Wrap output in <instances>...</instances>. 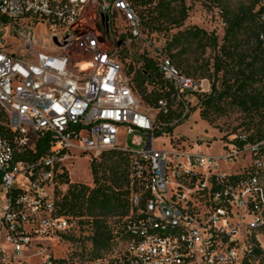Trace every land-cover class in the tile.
<instances>
[{"label":"built area","instance_id":"1","mask_svg":"<svg viewBox=\"0 0 264 264\" xmlns=\"http://www.w3.org/2000/svg\"><path fill=\"white\" fill-rule=\"evenodd\" d=\"M255 3L264 26V0ZM121 20L130 43L144 41L127 0H0V129L13 135H0V264H69L44 246L75 228L76 219L59 211L68 189L60 178L71 161L109 151L128 154L136 190L113 250L93 264H264V174L246 180L245 170L228 185L221 169L248 146L262 151L250 167L264 166V139L242 150L228 144L231 153L217 158L177 144L157 150L156 121L129 91L124 59L114 64L115 47L130 44L113 38ZM157 62L183 106L184 97L209 91L207 80L178 81L161 52ZM46 137V154L35 157ZM62 159L67 167H58ZM172 222L182 223L173 237L144 234L147 224ZM188 224L193 236L185 237Z\"/></svg>","mask_w":264,"mask_h":264},{"label":"trees","instance_id":"2","mask_svg":"<svg viewBox=\"0 0 264 264\" xmlns=\"http://www.w3.org/2000/svg\"><path fill=\"white\" fill-rule=\"evenodd\" d=\"M137 10L142 33L147 36L168 35L162 55L169 58L174 68L184 77L194 81L212 82L211 92L194 95L200 103L199 114L209 126L236 113L246 134L245 141L237 136L230 145L242 150L264 139V43L260 39L264 30L255 11V0H191L202 2L209 10L217 9L224 24L223 38L200 28L180 31L190 7L185 0H127ZM118 46V45H117ZM210 51L209 59L205 55ZM123 61V58L121 57ZM157 58L142 56L137 69L128 66L125 74L131 79L134 93L142 105L157 111L158 134H170L187 118L183 105L176 99V92L167 83L158 68ZM165 102V108L159 106ZM181 109V111H179ZM8 139L12 134L0 129ZM222 141H226L222 138ZM48 138L38 141L35 157L46 154ZM93 188L73 185L68 174L62 175L61 184L68 189L58 204L59 211L78 220V226L91 231V254L109 251L116 231L110 225L120 224L129 213L131 191L130 162L126 153L109 151L91 162ZM61 168V167H60ZM74 241V237H65ZM75 242V241H74Z\"/></svg>","mask_w":264,"mask_h":264},{"label":"rangeland","instance_id":"3","mask_svg":"<svg viewBox=\"0 0 264 264\" xmlns=\"http://www.w3.org/2000/svg\"><path fill=\"white\" fill-rule=\"evenodd\" d=\"M235 1V0H233ZM186 5L190 7L189 16L186 23L180 31L188 30L190 28H200L206 31L208 34H214L218 37L219 41L223 38L224 24L219 18V12L217 9L209 10L202 5L201 1L192 2L191 0H185ZM119 28L114 29L113 38L118 42L130 43V32L126 27V23L123 20L119 22ZM177 31H172L170 34H175ZM168 35H152L147 36L143 34L144 41H136L128 45L121 44L120 54L124 59V69L127 72L128 66L131 65L133 69H137L139 59L146 55L149 57L157 58L158 54L165 48ZM160 51V52H159ZM211 52L208 51L205 55V59H209ZM210 89L207 92H211L212 82H209ZM208 85L206 84V87ZM185 106L188 107L189 113L187 118L183 122L176 126L170 134L156 135L154 140V146L157 150H170L173 144L178 146H184L187 150L194 153H202L208 157H223L231 153L233 146H228L226 143H231L237 136H247L243 128H238L241 124V117L239 114L231 113L230 115L220 119L214 126H209L201 118L199 114L200 103L196 98L186 96ZM183 106L182 112L185 110ZM145 108V107H144ZM181 111V109L179 110ZM145 112L150 115L156 121L157 111H151L145 108ZM225 138L226 141H222ZM131 137L125 140V145H129ZM249 147V146H248ZM248 147L233 159L231 162H222L221 169L226 173H243L251 165V159L249 156ZM100 156H98L99 158ZM95 157H82L77 161H71L69 165L68 178L73 185H84L89 188H93V179L91 176V162ZM67 167L66 162L64 163ZM243 168V169H242ZM237 169V170H236ZM264 179V175H263ZM25 188V185H22ZM115 221L110 222V225L119 230L121 224H115ZM74 230L68 237H74V241H68L64 238L63 241L52 239L46 241L44 246L48 248V254L51 253L58 259H67L69 264H93L97 258L102 257L103 253L91 254L92 242L88 240L91 236V231L87 226H78V220L74 223ZM67 237V236H66ZM264 247V242L262 244Z\"/></svg>","mask_w":264,"mask_h":264},{"label":"bare ground","instance_id":"4","mask_svg":"<svg viewBox=\"0 0 264 264\" xmlns=\"http://www.w3.org/2000/svg\"><path fill=\"white\" fill-rule=\"evenodd\" d=\"M120 47H121V45L116 46L115 50L113 52L115 66H121L123 64V61L121 60ZM171 68L173 69V71H177L176 72V79L178 81H181V82L194 81L191 78H187L185 76L183 77L178 72V70L176 68H174L172 63H171ZM123 69H124V65H123ZM124 73H125V69H124ZM125 76H127V75L125 74ZM127 85H128L129 91H131L132 96L137 97L134 93L133 84L131 83V79L129 77H127ZM122 91H126V85L125 84L118 85V92H122ZM249 156H250V159L262 158V151H249ZM65 162H66V159L57 160L58 167H61V168L66 167L64 164ZM241 174L242 173H238V171L233 173V174L231 172L228 173V175H229L228 185L235 184L237 182V179H239V175H241ZM245 174H246V180L253 179V176H259V175L264 174V166H252V167L248 168V170H246ZM186 175H194V168L193 167H186ZM181 230H182V223H177V222H172L170 224V229L164 228L163 225H160L158 223L157 224H147L146 226H144V234L161 233V235L165 236V237H173V231H181ZM183 233H184L185 237L193 236L192 225H190V224L183 225ZM111 250H113V244L111 245V248L109 249V251H111Z\"/></svg>","mask_w":264,"mask_h":264},{"label":"water","instance_id":"5","mask_svg":"<svg viewBox=\"0 0 264 264\" xmlns=\"http://www.w3.org/2000/svg\"><path fill=\"white\" fill-rule=\"evenodd\" d=\"M112 0H109V2H111Z\"/></svg>","mask_w":264,"mask_h":264}]
</instances>
